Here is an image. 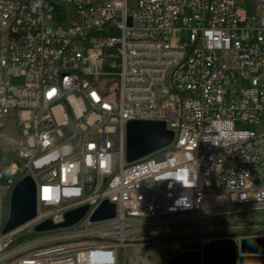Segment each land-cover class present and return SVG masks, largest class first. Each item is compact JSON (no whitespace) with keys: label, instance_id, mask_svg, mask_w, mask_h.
I'll use <instances>...</instances> for the list:
<instances>
[{"label":"built area","instance_id":"2783aa9c","mask_svg":"<svg viewBox=\"0 0 264 264\" xmlns=\"http://www.w3.org/2000/svg\"><path fill=\"white\" fill-rule=\"evenodd\" d=\"M57 3L66 24L54 20ZM0 8V122L13 117L22 163L0 187L11 195L10 178L23 173L38 203L32 221L0 236V264H120L129 241L158 243L176 220L264 207V0ZM131 120L165 122L172 144L127 163ZM105 199L117 217L92 231L35 232L84 205L91 224ZM27 235L44 237L26 245Z\"/></svg>","mask_w":264,"mask_h":264},{"label":"water","instance_id":"95a60500","mask_svg":"<svg viewBox=\"0 0 264 264\" xmlns=\"http://www.w3.org/2000/svg\"><path fill=\"white\" fill-rule=\"evenodd\" d=\"M174 132L162 121L131 120L126 124V161L132 163L168 148ZM37 188L30 176H25L13 188L9 203V215L3 233H9L32 221L37 215ZM89 212L84 205L68 211L64 221L54 224L44 221L35 227L36 233L69 229L82 222ZM117 217V206L103 200L90 214L91 224L111 221ZM167 264H264V237L237 241L235 238L211 240L197 244Z\"/></svg>","mask_w":264,"mask_h":264},{"label":"rangeland","instance_id":"374dc122","mask_svg":"<svg viewBox=\"0 0 264 264\" xmlns=\"http://www.w3.org/2000/svg\"><path fill=\"white\" fill-rule=\"evenodd\" d=\"M53 17L57 24L67 23L68 12L64 4H55ZM11 83L22 85L23 79L12 78ZM0 124V174H3L12 164L21 169L22 163L17 158L19 135L13 117L9 116ZM6 183L7 175L4 173L0 178V185ZM8 215L9 203L3 214L6 221ZM98 227V224L82 222L66 231H92ZM168 229L167 235L158 243L140 245L129 241L120 253V264H167L178 255L206 241L235 238L239 242L243 239L264 237V207L248 209L230 217H187L170 223ZM41 237L44 236L27 235L23 243L32 245ZM42 241L46 242V239L42 238L40 242Z\"/></svg>","mask_w":264,"mask_h":264},{"label":"bare ground","instance_id":"6f19581e","mask_svg":"<svg viewBox=\"0 0 264 264\" xmlns=\"http://www.w3.org/2000/svg\"><path fill=\"white\" fill-rule=\"evenodd\" d=\"M0 15H5V8H0ZM15 177V178H14ZM21 179H23V173H15L10 178V186H15ZM11 195H8V187H0V198H4V210L5 206L10 203ZM6 224V220L3 217H0V236H5L3 233V228ZM114 230L106 229V238H113Z\"/></svg>","mask_w":264,"mask_h":264}]
</instances>
